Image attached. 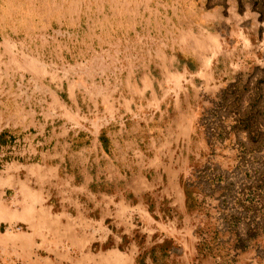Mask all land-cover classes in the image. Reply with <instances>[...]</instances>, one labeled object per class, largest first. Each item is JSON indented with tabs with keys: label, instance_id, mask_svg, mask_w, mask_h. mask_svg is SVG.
<instances>
[{
	"label": "rangeland",
	"instance_id": "1",
	"mask_svg": "<svg viewBox=\"0 0 264 264\" xmlns=\"http://www.w3.org/2000/svg\"><path fill=\"white\" fill-rule=\"evenodd\" d=\"M92 129V264H264V0H0V173Z\"/></svg>",
	"mask_w": 264,
	"mask_h": 264
},
{
	"label": "crops",
	"instance_id": "2",
	"mask_svg": "<svg viewBox=\"0 0 264 264\" xmlns=\"http://www.w3.org/2000/svg\"><path fill=\"white\" fill-rule=\"evenodd\" d=\"M101 131L89 130V143L76 151L67 140L60 141L65 138L62 135L63 138L61 136L54 141L52 151L39 153L37 159L24 162L23 167L13 163L7 172L0 173V262L93 263L89 251L93 244L101 241L104 245L109 240L108 233L104 235L103 232L100 239L94 240L95 236L93 238L88 232V224L93 223L88 214L93 210L91 201L94 193L89 189L92 175L88 173L86 176V170L88 166L98 164L101 156L104 161L105 154L98 140ZM105 159L106 163L108 160L111 162L110 157ZM68 162L82 166L85 173L82 183H75L77 178L74 175H61L62 165ZM102 197L104 212V198L109 196L103 194ZM100 228L104 229V223ZM132 262V255L114 248L102 251L96 260V264Z\"/></svg>",
	"mask_w": 264,
	"mask_h": 264
},
{
	"label": "trees",
	"instance_id": "3",
	"mask_svg": "<svg viewBox=\"0 0 264 264\" xmlns=\"http://www.w3.org/2000/svg\"><path fill=\"white\" fill-rule=\"evenodd\" d=\"M239 100H236V105ZM259 115L253 112L244 113L240 116V119L237 120V127L242 129L247 134L248 141H252L253 143L259 141L263 137V132L257 130L256 123L259 120Z\"/></svg>",
	"mask_w": 264,
	"mask_h": 264
}]
</instances>
